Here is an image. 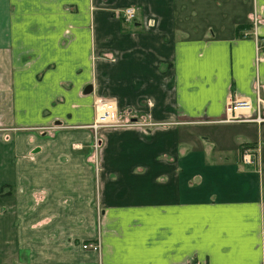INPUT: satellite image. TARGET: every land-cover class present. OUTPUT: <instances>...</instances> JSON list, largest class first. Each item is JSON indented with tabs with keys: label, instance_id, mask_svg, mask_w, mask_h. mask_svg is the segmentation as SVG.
<instances>
[{
	"label": "crops",
	"instance_id": "obj_1",
	"mask_svg": "<svg viewBox=\"0 0 264 264\" xmlns=\"http://www.w3.org/2000/svg\"><path fill=\"white\" fill-rule=\"evenodd\" d=\"M255 14L264 36V0H0V127L87 128L0 131V264H264V122L226 120L264 87ZM104 95L132 123L96 152Z\"/></svg>",
	"mask_w": 264,
	"mask_h": 264
},
{
	"label": "built area",
	"instance_id": "obj_2",
	"mask_svg": "<svg viewBox=\"0 0 264 264\" xmlns=\"http://www.w3.org/2000/svg\"><path fill=\"white\" fill-rule=\"evenodd\" d=\"M137 12L138 9L135 6H127L124 9L121 10L122 17L126 22H134L137 18ZM258 17L257 14H255L253 18V25H254V31L252 33L253 39L255 41V49L257 58L260 59L259 54L262 53L264 48V36L259 35V32L257 31V25H258ZM106 102V101H105ZM111 102V101H110ZM99 103H104V101L98 100L96 102V106H98ZM113 103V102H112ZM112 103L110 105H112ZM114 104V103H113ZM115 106V105H114ZM115 111L116 107H114ZM226 111L228 114V117L226 118L227 121H254L257 123L264 122V87L261 85L259 81H257L256 84V101L253 104L250 100L238 98L236 95H231L228 97L227 103H226ZM97 115V123H94V128L98 129L99 127H102L103 125H109L112 123H118V115L116 112V119L107 120L109 117V112L104 111L101 114V118H106L105 120L99 119V111ZM132 122L125 123L122 122V125H130ZM96 146H98V143H96ZM257 152V149L251 146H246L243 148L242 152V160L247 163H254V156ZM82 248L85 250H90L96 253H100L101 251V242L100 240L96 241H87L82 243ZM189 264H201L199 261H192Z\"/></svg>",
	"mask_w": 264,
	"mask_h": 264
},
{
	"label": "rangeland",
	"instance_id": "obj_3",
	"mask_svg": "<svg viewBox=\"0 0 264 264\" xmlns=\"http://www.w3.org/2000/svg\"><path fill=\"white\" fill-rule=\"evenodd\" d=\"M88 86H92V85L91 84L87 85L86 88ZM92 93H93V90L91 93H88V96L91 95ZM98 100H101L104 102L105 101L106 102H110V101L113 102L115 107H116V110H117L116 112H117L119 121H118V123L103 125L102 127H99L98 129L93 128V130H94V132L92 131L93 132V138H94V141H96V143H98V146H96V143H95L96 147H94L96 152H98V150L100 149L99 142H100V138L103 137L101 134H99V131L104 132L108 129H115V128H119L122 126L125 127V125H122L121 123L122 122H125V123L130 122L127 120V118L123 114H119L120 110L118 109L115 100L111 99V97H109V96L104 95V96H101L100 98L93 97V103L92 104H93V111H94V115H95V121L93 123H97V115H98L97 111H98V109L96 106V102ZM69 119L65 118V120H64L62 118L56 117L55 119H52L48 125H45V126L42 124H39V125L37 124L36 126L28 125V127H22V126L19 127V125H12V126H6V127L4 126V127H0V131H2L3 133H7V138H11L12 135L19 134V133H26V132H30V131H34L39 136L45 135L44 133H46V135L50 134V136H52V137L56 136L52 132L50 125H52L55 129L57 128L58 132H68L70 130L85 131L87 129V128L81 127L82 125L79 122L78 123H71ZM94 133H95V135H94Z\"/></svg>",
	"mask_w": 264,
	"mask_h": 264
},
{
	"label": "bare ground",
	"instance_id": "obj_4",
	"mask_svg": "<svg viewBox=\"0 0 264 264\" xmlns=\"http://www.w3.org/2000/svg\"><path fill=\"white\" fill-rule=\"evenodd\" d=\"M112 102H104L103 104L102 103H99L98 106H97V109L99 111V119L100 120H105L106 118H101V114L102 112L104 111H107L109 112V117L107 118V120H111V119H116V111L114 109V104L112 103V105H110Z\"/></svg>",
	"mask_w": 264,
	"mask_h": 264
},
{
	"label": "water",
	"instance_id": "obj_5",
	"mask_svg": "<svg viewBox=\"0 0 264 264\" xmlns=\"http://www.w3.org/2000/svg\"><path fill=\"white\" fill-rule=\"evenodd\" d=\"M92 90H93V87L92 86H88L86 89H85V93H91L92 92Z\"/></svg>",
	"mask_w": 264,
	"mask_h": 264
}]
</instances>
